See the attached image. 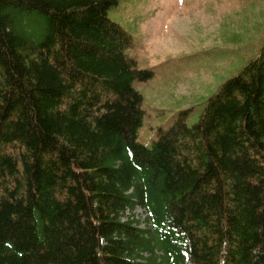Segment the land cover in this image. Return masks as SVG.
<instances>
[{
  "label": "trees",
  "instance_id": "obj_1",
  "mask_svg": "<svg viewBox=\"0 0 264 264\" xmlns=\"http://www.w3.org/2000/svg\"><path fill=\"white\" fill-rule=\"evenodd\" d=\"M123 1L0 0V264H264V50L144 146Z\"/></svg>",
  "mask_w": 264,
  "mask_h": 264
},
{
  "label": "rangeland",
  "instance_id": "obj_2",
  "mask_svg": "<svg viewBox=\"0 0 264 264\" xmlns=\"http://www.w3.org/2000/svg\"><path fill=\"white\" fill-rule=\"evenodd\" d=\"M119 12L135 24L143 67L188 55L218 53L212 56L215 60L202 55L195 58L198 64L207 62L206 69L184 67L173 79L167 78L169 81L157 78L144 87L137 86L145 112L137 141L147 146L157 138L159 128L174 123V113L196 108L252 60L262 44L264 0H127ZM39 25L33 23L35 29ZM186 122L195 123L196 116H189ZM135 218H144L140 209Z\"/></svg>",
  "mask_w": 264,
  "mask_h": 264
}]
</instances>
